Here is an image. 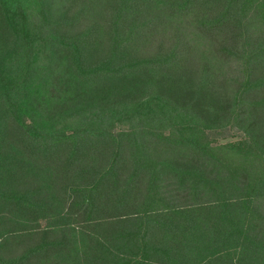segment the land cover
<instances>
[{
	"label": "trees",
	"instance_id": "1",
	"mask_svg": "<svg viewBox=\"0 0 264 264\" xmlns=\"http://www.w3.org/2000/svg\"><path fill=\"white\" fill-rule=\"evenodd\" d=\"M114 110L127 127L89 120ZM181 118L235 123L264 162V0H0V249L9 219L48 222L0 264H264V175L177 133Z\"/></svg>",
	"mask_w": 264,
	"mask_h": 264
},
{
	"label": "rangeland",
	"instance_id": "2",
	"mask_svg": "<svg viewBox=\"0 0 264 264\" xmlns=\"http://www.w3.org/2000/svg\"><path fill=\"white\" fill-rule=\"evenodd\" d=\"M191 18L179 19L177 22L182 28L183 32L186 34L187 38L194 45L195 50L204 55L207 59L214 60L213 55H210L209 50L206 47L203 39L197 35L192 27L190 26ZM40 87H37V92H39ZM89 116V115H88ZM128 115H125L122 110H114L113 112L101 113L97 116L90 114V122L94 121L96 123L103 122L104 127L116 132L123 127L129 125ZM178 126L174 128L177 133L189 134L196 137L202 145H206L209 149L219 156L221 159L229 164L247 166L250 170L251 175H264V162L260 160L257 156L250 154L246 155L247 147L250 146L251 138L245 130L238 127L235 123H231L219 129H200L194 126L191 120L179 119ZM165 154L163 156H167ZM169 156V155H168ZM201 169L212 177H223L221 174L222 168L218 164H210L208 162H198ZM32 184L38 181L49 185L50 181L47 177L42 174L40 176L32 175L29 179ZM170 190V189H168ZM174 192V191H172ZM171 194V193H170ZM177 205H186L189 202L183 200V198H177L175 200ZM256 215L258 217L257 222L254 225L253 233L264 243V202H260L256 205ZM62 212L58 213L55 217L50 220V226L54 227L56 220L60 217ZM15 220L9 219V227L13 230V235L8 238L5 242V247L0 249L1 257H13L16 256L20 251L32 241L36 239V236L30 238L28 232L25 230H31L34 228H44L48 225V222L41 221L39 224L28 225L23 223H16ZM14 222V223H10ZM11 224V225H10ZM72 234L75 236V247L77 251H82V244L84 242V237L86 234L83 231L73 230Z\"/></svg>",
	"mask_w": 264,
	"mask_h": 264
}]
</instances>
